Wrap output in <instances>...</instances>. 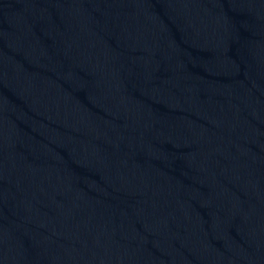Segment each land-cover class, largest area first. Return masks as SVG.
<instances>
[{
  "label": "water",
  "instance_id": "water-1",
  "mask_svg": "<svg viewBox=\"0 0 264 264\" xmlns=\"http://www.w3.org/2000/svg\"><path fill=\"white\" fill-rule=\"evenodd\" d=\"M0 264H264V0H0Z\"/></svg>",
  "mask_w": 264,
  "mask_h": 264
}]
</instances>
